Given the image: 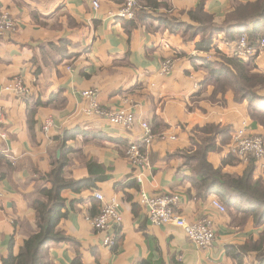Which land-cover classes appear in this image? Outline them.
Segmentation results:
<instances>
[{
    "label": "crops",
    "instance_id": "0c3cea01",
    "mask_svg": "<svg viewBox=\"0 0 264 264\" xmlns=\"http://www.w3.org/2000/svg\"><path fill=\"white\" fill-rule=\"evenodd\" d=\"M140 1L142 15L133 22L112 16L124 0H0V11L19 25L17 34L0 37V107L6 134L0 140V264L11 251L17 255L37 230L31 198L51 187L46 176L64 146L72 162L66 178L93 184L62 194L68 214L59 229L79 245L80 264H237L228 249L240 252L261 239L264 226L256 227L253 220L232 225L227 211L212 207L216 199L223 203L217 196L195 199L185 166L188 152L199 142L197 128L226 130L228 142L221 143L218 135L219 149L209 153L208 161L234 176H242L250 164L231 152L234 132L246 128L264 136V128L249 117L247 102H235L232 92L215 97L213 87L204 88L205 71L193 59L219 61L217 51L228 56L232 44L220 35L209 53L198 51V23L190 17L203 4L213 24L221 27L234 1L257 0H153L168 6L156 11L146 7L151 0ZM175 24L183 27L172 31ZM169 59L173 71L163 75L161 67ZM256 65L264 72V53ZM19 78L27 89L24 95L10 86ZM91 90L102 108L132 112L134 126L86 114L89 102L82 93ZM48 122L51 127L45 130ZM142 122L150 125L155 140L148 165L136 170L126 152L132 143H142ZM65 134L73 136L64 141ZM254 166L255 177L264 180V166ZM142 190L181 194L177 211L188 222L210 217L216 230L213 247L200 250L174 225H152L140 204ZM96 193L120 204L123 223L114 232L113 248L103 246L104 235L90 222L102 206ZM242 256L245 264H260L255 250ZM77 258L72 245L52 247L54 264H73Z\"/></svg>",
    "mask_w": 264,
    "mask_h": 264
},
{
    "label": "trees",
    "instance_id": "16d2710c",
    "mask_svg": "<svg viewBox=\"0 0 264 264\" xmlns=\"http://www.w3.org/2000/svg\"><path fill=\"white\" fill-rule=\"evenodd\" d=\"M141 1L138 0V5ZM149 8L158 10L168 7L151 0ZM142 8V7H141ZM136 14L137 18L142 15V9ZM192 21L198 23L195 35L201 39L197 43L200 52L209 53L218 36H222L228 45L236 43L238 39L247 34L250 45L258 47L259 41L264 38V0H257L253 3L234 1L232 9L228 14L223 26L217 27L213 24V17L204 12V5L201 4L194 11L190 12ZM180 29L182 24L173 25ZM184 28L188 29L187 26ZM219 61L208 58H195L196 68L201 67L205 71L204 88L213 87L214 96L232 92L237 103H248V114L255 124L264 128V72H259L256 59L242 60L235 57L223 55L217 51ZM215 97L213 100H215ZM220 131L216 125H208L197 128V140L194 148L186 156L185 166L192 175V185L195 190V199H205L211 195L217 196L225 205L227 212L232 218V225H244L253 220L256 227L264 226V180L254 175L255 161L252 159L249 167L242 176L224 174L221 169H216L208 161V155L217 151V136H222L221 143L228 142L229 136ZM72 135L65 134L64 141L69 140ZM67 146L63 148L62 157L53 163V170L46 176L50 188H41L38 194L31 198L32 209L36 213V228L21 246L19 253L13 251L8 257L2 260V264H54L51 259L53 246L69 244L75 247L78 258L73 264H80L79 245L68 238L59 229L62 220L67 218L66 201L62 197L64 191L71 190L80 192L89 189L93 184L88 180L75 181L66 178L67 168L72 162L67 155L70 150ZM226 163V161H224ZM240 247L239 251L228 249V253L234 258L237 264L243 262L244 253L255 250L258 253L260 264H264V231L261 239L254 245ZM252 248V249H251Z\"/></svg>",
    "mask_w": 264,
    "mask_h": 264
},
{
    "label": "built area",
    "instance_id": "2783aa9c",
    "mask_svg": "<svg viewBox=\"0 0 264 264\" xmlns=\"http://www.w3.org/2000/svg\"><path fill=\"white\" fill-rule=\"evenodd\" d=\"M94 6L99 8V3ZM138 11V0H124L123 6L119 12L112 16L121 20H134ZM19 30L18 22L8 12L0 11V37H8L17 34ZM264 52V38L259 41L258 47L250 45L247 34H243L236 43L232 44L229 57H235L242 60H250L258 57ZM173 71L172 60H166L161 67V74L169 75ZM11 88L20 95L27 92L24 82L19 78L10 84ZM82 98L89 102V108L86 114L94 115L107 119L113 125H120L125 128H131L136 123L134 114L130 111L108 110L100 106L97 92L86 91L82 93ZM0 107V140L5 139V132L2 128L3 113ZM51 127V122L45 125V130ZM141 127L144 130V137L141 144L132 143L127 152V159L131 166L136 170H143L148 165V150L152 146L155 136L150 125L142 122ZM231 152L241 161L249 163L252 159L264 166V136L258 134H249L246 128L239 129L233 134ZM142 182L140 177L137 178ZM3 195L2 183L0 181V197ZM95 198L102 202L99 214L90 219L93 228L104 235L103 245L106 248H113L117 244L115 231L122 225L123 218L120 212V204L117 200L106 201L100 194L96 193ZM182 199L181 194H161L152 195L145 191L139 193L140 204L145 208L148 219L152 225L166 226L174 225L181 228L188 240L196 245L200 250H210L216 241V230L210 217H203L195 222H188L177 207ZM212 207L220 213H226V207L219 200L212 202ZM218 264H223L218 262Z\"/></svg>",
    "mask_w": 264,
    "mask_h": 264
},
{
    "label": "rangeland",
    "instance_id": "374dc122",
    "mask_svg": "<svg viewBox=\"0 0 264 264\" xmlns=\"http://www.w3.org/2000/svg\"><path fill=\"white\" fill-rule=\"evenodd\" d=\"M264 53V52H263ZM261 55V54H260ZM170 60V59H169ZM173 62V61H172ZM104 246V245H103ZM105 247V246H104Z\"/></svg>",
    "mask_w": 264,
    "mask_h": 264
}]
</instances>
